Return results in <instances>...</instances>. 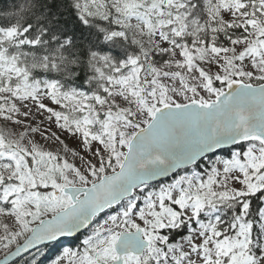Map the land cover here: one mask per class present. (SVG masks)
<instances>
[{"label":"snow or ice","instance_id":"1","mask_svg":"<svg viewBox=\"0 0 264 264\" xmlns=\"http://www.w3.org/2000/svg\"><path fill=\"white\" fill-rule=\"evenodd\" d=\"M0 264H264V0H0Z\"/></svg>","mask_w":264,"mask_h":264},{"label":"trees","instance_id":"2","mask_svg":"<svg viewBox=\"0 0 264 264\" xmlns=\"http://www.w3.org/2000/svg\"><path fill=\"white\" fill-rule=\"evenodd\" d=\"M75 244V241H71V242H69V243H66V244H64V245H68V246H70V245H74ZM63 246V245H62Z\"/></svg>","mask_w":264,"mask_h":264},{"label":"rangeland","instance_id":"3","mask_svg":"<svg viewBox=\"0 0 264 264\" xmlns=\"http://www.w3.org/2000/svg\"><path fill=\"white\" fill-rule=\"evenodd\" d=\"M75 245V244H74ZM74 245H70V246H68V245H63V247H74Z\"/></svg>","mask_w":264,"mask_h":264}]
</instances>
